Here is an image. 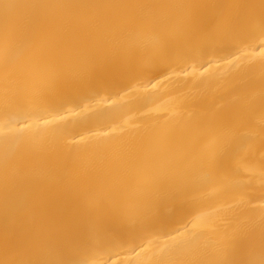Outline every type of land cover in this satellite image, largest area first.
<instances>
[{"label":"bare ground","instance_id":"6f19581e","mask_svg":"<svg viewBox=\"0 0 264 264\" xmlns=\"http://www.w3.org/2000/svg\"><path fill=\"white\" fill-rule=\"evenodd\" d=\"M264 261V0H0V264Z\"/></svg>","mask_w":264,"mask_h":264},{"label":"snow or ice","instance_id":"6c2138e0","mask_svg":"<svg viewBox=\"0 0 264 264\" xmlns=\"http://www.w3.org/2000/svg\"><path fill=\"white\" fill-rule=\"evenodd\" d=\"M37 264H39V262H37ZM56 264H71V262L70 261H60V262H56ZM192 264H195V262H192ZM261 264H264V261H262Z\"/></svg>","mask_w":264,"mask_h":264}]
</instances>
